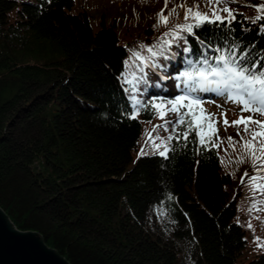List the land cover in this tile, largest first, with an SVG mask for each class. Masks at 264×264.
<instances>
[{
    "label": "trees",
    "instance_id": "16d2710c",
    "mask_svg": "<svg viewBox=\"0 0 264 264\" xmlns=\"http://www.w3.org/2000/svg\"><path fill=\"white\" fill-rule=\"evenodd\" d=\"M184 2L169 0L165 9V0H0V207L19 230L39 233L70 264H238L247 238L260 235L257 204L264 194L254 192L248 178L241 183L255 170L250 161L237 162L242 149L229 147L223 117L216 127L226 136L218 150L195 154L192 143L185 148L173 140L176 151L168 159L149 149L140 155L143 121H162L150 108L128 118L133 109L122 89L130 85H122L121 75H142L133 52L149 56L147 47L183 23L177 6ZM196 3L209 10L207 0H186L189 7ZM259 4L264 0H248L245 14L239 11L245 3L229 0L234 31L206 24L195 30L199 40L185 33L187 44L173 43L168 59L155 58L159 68H186L187 57L205 52L212 57L225 38L259 58L264 20L253 23L251 7ZM135 8L141 14L132 21ZM173 8L178 15L157 26V14L165 9L168 16ZM185 68L169 81L145 72L138 98L147 103L162 85L184 87L175 77ZM210 99H202L209 113L226 102ZM167 135L158 129L155 136ZM251 207L257 218L250 228ZM254 257L244 264H264L263 255Z\"/></svg>",
    "mask_w": 264,
    "mask_h": 264
},
{
    "label": "snow or ice",
    "instance_id": "6c2138e0",
    "mask_svg": "<svg viewBox=\"0 0 264 264\" xmlns=\"http://www.w3.org/2000/svg\"><path fill=\"white\" fill-rule=\"evenodd\" d=\"M168 2L169 0H165V9H167ZM228 3L229 0H207L205 7L209 9L208 11H201L199 3L189 7L186 0L178 5L177 7L184 9V22L175 25L174 28L165 32L156 44L147 47L149 56H143L141 52L134 51L133 57L141 61V64L136 67L142 75L137 76L133 72L131 73L132 78L129 79L128 74L122 73L121 83L122 85H130V87L124 88L133 109L128 118L137 119L142 108H150L162 121L161 124L154 126L153 132L156 129H163L168 132L167 136H153L152 133H146L148 137L146 143L151 144L153 154L168 159L169 152L175 153L176 151V147L171 144L173 140L177 142V146L185 148L189 142L192 143L195 154H201L202 150H218L223 140L219 137V129L216 125L223 117L225 128L236 127L237 135L240 137L239 141L231 136L227 138L229 147L233 152H236L237 145H240L242 149L237 156V162L250 161L255 170L253 175L245 172L241 183H244V178H248L253 191L264 194V120L255 119L254 115L247 117L243 115V113L248 112L264 116V65L261 64V61L264 60V53H260L259 58H252L249 56V50H240L241 44L239 42L233 39L229 43L228 39L225 38L223 47L217 45L212 49L216 55L208 57L205 52L197 61L191 59L186 61L188 67L175 77L177 81L184 84V87L181 88L182 94L166 101L162 98L153 97L147 103L141 101L137 95L140 91V83L147 82V74L144 69L161 67L155 58L164 56L165 59H168L169 57L165 53L173 43L178 44L180 40H184L187 44L185 33L199 40L195 30L206 24L224 25L230 31H234L231 25L235 21L236 15ZM251 7H254L258 12L252 22L264 20V4L251 5ZM165 9L157 14V26H167L171 15H178L177 8H173L169 15L165 16ZM222 13L226 15H222ZM200 43L203 44V41ZM140 47L144 49L146 46L141 45ZM208 47V45L205 46L206 49ZM191 51V47L186 46L184 48L186 53H191ZM124 63L125 67L128 68L129 61ZM177 87L180 88L179 83ZM202 92H215L224 97L226 101L239 106L241 111L239 119L229 122L226 112L221 113L220 116L209 113L203 107L204 101L198 95ZM169 113L175 114L176 119L174 121L166 118ZM169 125H171L170 129ZM241 125H243L242 129ZM181 142H183L182 145ZM146 154L142 148L140 155ZM259 203L264 204V200L259 201ZM253 207H256L255 203ZM249 227L251 228L252 225L249 224ZM257 239L259 240V238Z\"/></svg>",
    "mask_w": 264,
    "mask_h": 264
},
{
    "label": "water",
    "instance_id": "95a60500",
    "mask_svg": "<svg viewBox=\"0 0 264 264\" xmlns=\"http://www.w3.org/2000/svg\"><path fill=\"white\" fill-rule=\"evenodd\" d=\"M0 264H70L37 232L19 230L0 207Z\"/></svg>",
    "mask_w": 264,
    "mask_h": 264
},
{
    "label": "rangeland",
    "instance_id": "374dc122",
    "mask_svg": "<svg viewBox=\"0 0 264 264\" xmlns=\"http://www.w3.org/2000/svg\"><path fill=\"white\" fill-rule=\"evenodd\" d=\"M84 1H86V0H75V4L77 2H84ZM153 1H155V0H153ZM240 1L242 3H245L246 6H240L239 7V11H241V12L244 11L245 14H249L247 12V10H248L247 1L248 0H240ZM140 14L141 13L139 12V10L135 8V13L133 14V16H130V20L132 19V21H133L135 15L139 18ZM255 14L258 15V12L256 11ZM126 20L128 21L129 20V17H127ZM130 24L132 25V27L134 28V30H136L139 27V24H132V23H130ZM215 47L216 46H214V48ZM147 72H149V71H147ZM206 101H208V100H206ZM209 102L210 101H208V103ZM230 104H231V102L226 101V102H223L222 104L220 103L219 104L220 107L213 106L214 109L212 110V112L215 113V114H218V116H220L221 113L226 112L227 113V119H228L229 122H231L233 120H237V119L234 118L233 114L236 113V111H237V114H238V112H241L239 110V108H238L239 106H237V105L234 104L233 107H229L228 105H230ZM245 113L246 114H250L248 112H245ZM147 126H149V124H145V128L142 129V131H141L144 136H146V133L150 130ZM229 129L232 130V133L231 134L228 133V130ZM228 130L226 132V135L231 136L235 140L239 141L240 137L238 135H237V139H236V132L235 131H237V128L234 127V126H229L228 127ZM226 135H224V133H223L220 136V138L222 139L223 136H226ZM148 149H149V151H152L151 148H147L145 152H147ZM134 156H135V160H136L137 157H138V152ZM242 173L243 172L240 169L239 172H236L235 173V177L237 178V177L241 176ZM257 205H260V203H258ZM260 207H261V212H259L260 213L259 218L261 217V219H263V222H264V215H262V212H264V204H261ZM253 209L254 208L251 207V209L249 211L254 215L255 219L247 216V219L249 220L248 221V225L249 224L253 225V222H255L256 221V218H257V214L255 212H253ZM257 228H258V232H259V234L261 236L257 234V236L255 235V238H253L251 241L249 240V238H247V243H246V246H244V251H243V254H242L243 255V258H241L238 261V264H244L246 261L255 258L254 257L255 255H260L261 254V255L264 256V223L258 224L257 225ZM257 238H259V240Z\"/></svg>",
    "mask_w": 264,
    "mask_h": 264
},
{
    "label": "bare ground",
    "instance_id": "6f19581e",
    "mask_svg": "<svg viewBox=\"0 0 264 264\" xmlns=\"http://www.w3.org/2000/svg\"><path fill=\"white\" fill-rule=\"evenodd\" d=\"M123 86H124V85H123ZM123 86H122V87H123ZM128 87H129V86H128ZM124 88H126V87H123V89H124ZM123 89H122V91H124ZM124 95H125V94H124ZM127 95H128V94H127ZM142 136H144V135L142 134ZM142 136H141V138H142ZM144 137H145V136H144ZM142 145H143V144H142ZM140 148H141V147H140ZM138 149H139V148H138Z\"/></svg>",
    "mask_w": 264,
    "mask_h": 264
}]
</instances>
